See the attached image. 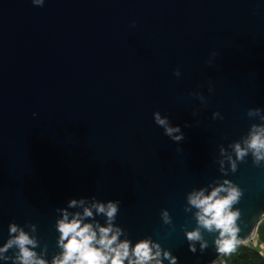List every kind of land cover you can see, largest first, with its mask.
<instances>
[{
	"label": "water",
	"instance_id": "water-1",
	"mask_svg": "<svg viewBox=\"0 0 264 264\" xmlns=\"http://www.w3.org/2000/svg\"><path fill=\"white\" fill-rule=\"evenodd\" d=\"M261 128L264 0H0V249L23 231L53 264L58 221L99 235L109 221L92 205L113 202L120 241L209 264L220 234L189 197L237 187L238 239L250 238L264 217V160L246 142ZM19 254L13 244L0 264Z\"/></svg>",
	"mask_w": 264,
	"mask_h": 264
},
{
	"label": "clouds",
	"instance_id": "clouds-1",
	"mask_svg": "<svg viewBox=\"0 0 264 264\" xmlns=\"http://www.w3.org/2000/svg\"><path fill=\"white\" fill-rule=\"evenodd\" d=\"M156 120L159 124L166 126V121L160 119L158 114ZM174 131H179V129L166 127L168 135ZM181 138V136L174 137L176 140ZM246 143L247 148L253 151L256 163L264 160V128L255 131ZM235 151L238 159H243L247 155V150L242 149L239 144L235 146ZM233 170H235V163H233ZM226 183L228 182L226 181ZM221 191H227V196L220 197L218 194ZM240 195V190L235 186L227 189L221 186L214 189L208 196H204L201 191L189 197V202L200 209L197 213L198 223L210 231L213 228L219 231L220 235L216 245L218 252L222 255L232 253L241 243L238 239L239 229L235 225L238 213L231 211V206L237 202ZM75 203L76 201H71L70 205ZM92 207L96 208L98 212L106 214L109 221L108 226L97 225L98 235L92 224H82L81 220L75 217L69 221L65 214L57 225L60 232L59 244L63 252L59 257L53 259V264H125V261L127 264H153V262L162 264V255L163 258L169 259L171 264H176L175 257H172L168 251L162 252L160 245L150 239H142L134 246H131L129 240H119L122 230L119 227L114 229L111 223L118 212V203L109 202L107 206L93 204ZM84 215L92 216V211L85 208ZM163 216L164 222L169 223L166 212ZM16 231V226L12 225L11 232L15 233ZM186 235L189 241L201 239L199 230L188 232ZM13 244L20 249L18 259L21 264H46L45 260L37 258L35 252L26 247L27 245L34 246L35 242L23 231L14 239L9 240L4 248L0 249V252L6 251ZM204 247L206 245L201 244V248ZM189 248L195 252L193 244H190Z\"/></svg>",
	"mask_w": 264,
	"mask_h": 264
},
{
	"label": "trees",
	"instance_id": "trees-1",
	"mask_svg": "<svg viewBox=\"0 0 264 264\" xmlns=\"http://www.w3.org/2000/svg\"><path fill=\"white\" fill-rule=\"evenodd\" d=\"M257 238L264 244V217L258 224ZM224 257L228 264H264V255L254 244H238L232 253L224 254Z\"/></svg>",
	"mask_w": 264,
	"mask_h": 264
},
{
	"label": "built area",
	"instance_id": "built-area-1",
	"mask_svg": "<svg viewBox=\"0 0 264 264\" xmlns=\"http://www.w3.org/2000/svg\"><path fill=\"white\" fill-rule=\"evenodd\" d=\"M256 239H257V230L254 231V233L251 235L250 238L242 241L240 243V245H248V241H250L251 244H254ZM209 264H228V263L225 260L224 255L220 254L212 262H210Z\"/></svg>",
	"mask_w": 264,
	"mask_h": 264
},
{
	"label": "rangeland",
	"instance_id": "rangeland-1",
	"mask_svg": "<svg viewBox=\"0 0 264 264\" xmlns=\"http://www.w3.org/2000/svg\"><path fill=\"white\" fill-rule=\"evenodd\" d=\"M254 243V242H253ZM248 245H251V242L248 241ZM254 245L258 246L259 251L264 255V246H260V241L258 240V238L255 240Z\"/></svg>",
	"mask_w": 264,
	"mask_h": 264
},
{
	"label": "crops",
	"instance_id": "crops-1",
	"mask_svg": "<svg viewBox=\"0 0 264 264\" xmlns=\"http://www.w3.org/2000/svg\"><path fill=\"white\" fill-rule=\"evenodd\" d=\"M262 245L264 246V244L260 243V246H262Z\"/></svg>",
	"mask_w": 264,
	"mask_h": 264
}]
</instances>
